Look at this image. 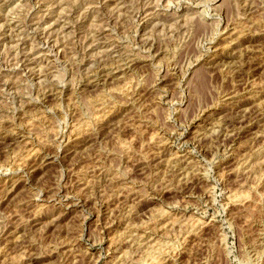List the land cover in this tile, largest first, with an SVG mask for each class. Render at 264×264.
I'll use <instances>...</instances> for the list:
<instances>
[{"label":"rangeland","instance_id":"374dc122","mask_svg":"<svg viewBox=\"0 0 264 264\" xmlns=\"http://www.w3.org/2000/svg\"><path fill=\"white\" fill-rule=\"evenodd\" d=\"M0 264H264V0H0Z\"/></svg>","mask_w":264,"mask_h":264},{"label":"bare ground","instance_id":"6f19581e","mask_svg":"<svg viewBox=\"0 0 264 264\" xmlns=\"http://www.w3.org/2000/svg\"><path fill=\"white\" fill-rule=\"evenodd\" d=\"M11 22V21H10ZM6 23V22H5ZM8 26V25H7ZM13 30V29H12ZM160 33V32H159ZM63 51V50H62ZM5 67V66H4ZM121 68V67H120ZM105 81V80H104ZM79 126V125H78ZM31 132V131H30ZM81 132V131H80ZM213 132V131H212ZM84 136V135H83ZM69 137V136H68ZM28 144V143H27ZM28 152H32V151H28ZM27 154V153H26ZM30 154V153H29ZM31 155V154H30ZM25 159V158H24ZM14 161V160H13ZM39 194V193H38ZM198 224V223H197ZM146 252V251H145ZM149 253V252H148ZM147 259V258H146ZM152 259V258H151ZM146 263V262H145Z\"/></svg>","mask_w":264,"mask_h":264}]
</instances>
